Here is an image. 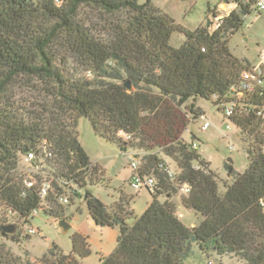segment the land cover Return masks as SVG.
<instances>
[{
	"label": "trees",
	"instance_id": "1",
	"mask_svg": "<svg viewBox=\"0 0 264 264\" xmlns=\"http://www.w3.org/2000/svg\"><path fill=\"white\" fill-rule=\"evenodd\" d=\"M227 2L236 8L219 27L209 17L189 29L153 0H0V264H83L92 251L79 232L68 254L55 243L37 260L6 248V241L30 238L21 228L41 203L54 220L65 218L75 198L96 224L119 229L115 250L99 264H188L194 245L207 256L264 264V83L246 88L243 73L253 63L229 45L256 5ZM176 31L185 34L180 47L170 43ZM198 98L246 143L243 172L225 161L231 183L211 168L189 129L205 115ZM82 118L96 135L134 153L133 174L154 179L141 189L151 196L141 215L122 188L111 204L93 193L107 174L79 139ZM30 151L41 168L32 170L37 181L28 187L21 169ZM44 180L53 189L42 197ZM180 206L199 222L186 224ZM9 209L21 227L15 235L2 229Z\"/></svg>",
	"mask_w": 264,
	"mask_h": 264
},
{
	"label": "rangeland",
	"instance_id": "2",
	"mask_svg": "<svg viewBox=\"0 0 264 264\" xmlns=\"http://www.w3.org/2000/svg\"><path fill=\"white\" fill-rule=\"evenodd\" d=\"M142 2L145 0H141ZM154 3L165 13L169 14L175 21L186 28L195 29L211 19L215 22L216 13L213 16L210 12L217 8L221 10V2L227 0H153ZM216 12L219 13V11ZM222 12V11H221ZM225 13V12H224ZM185 41V34L176 31L172 34L170 43L174 47H180ZM231 51L240 58H248L252 63L258 56L264 52V11L258 10L256 7L245 16L243 26L230 38ZM197 105L202 107L205 115L201 117L197 123L190 125L189 129L193 130L199 138L200 153L211 163V168L219 174L224 181L228 179L231 183L233 180L229 177L225 168V161L232 159L233 166L236 171L243 172L247 165L246 143L239 136V130L230 121L226 120L221 112L213 109L210 101L198 98ZM205 121L210 122V127L203 129L202 125ZM228 125L230 128H228ZM79 139L83 147L89 152L91 159L99 161L108 170V176L103 183L92 185L93 193L103 199L107 204L120 198V189L123 188L129 194L133 195L131 199V207L136 214L141 215L148 206L151 196L147 190H143L142 194L137 193L136 189L128 182V176H131V154L123 153L117 145L110 144L93 131L91 124L87 118H82L78 127ZM184 137H189V130L184 131ZM115 155H119L118 157ZM38 163H24L22 168L37 171ZM30 167V168H29ZM80 198H75V204L70 208L76 215L80 214L78 208L84 213L88 212L85 203L79 202ZM179 201V198H178ZM183 212V220L186 224L191 222L198 223L199 218L190 211L179 207ZM38 228L37 234H30L29 239H23L21 242L6 241V248L13 251L16 255L29 256L37 260L55 243L64 253H70L72 249V235L74 230L68 233H62L58 225L45 213L36 216L31 220ZM26 223L23 228L22 237L27 232ZM29 234V233H28ZM91 244V243H90ZM91 255L82 261L83 264H97L98 257L96 247L91 245ZM242 264L239 259L232 255H219L212 253L207 256L200 251L197 245H194V254L188 260V264Z\"/></svg>",
	"mask_w": 264,
	"mask_h": 264
},
{
	"label": "built area",
	"instance_id": "3",
	"mask_svg": "<svg viewBox=\"0 0 264 264\" xmlns=\"http://www.w3.org/2000/svg\"><path fill=\"white\" fill-rule=\"evenodd\" d=\"M66 1H68V0H55V2L58 5H62ZM254 1H255L256 8L260 11H264V0H254ZM215 20H216L214 22L215 27H219L221 22H222V17L217 16L215 18ZM243 79L245 80V86L248 89H253L255 83H258V84L264 83V52H262L258 56V58L255 60V62L252 64L251 69L248 71H245L243 73ZM232 113H233V108L230 106L226 109V115L230 116ZM262 115L264 117V112L262 113ZM209 127H210L209 121H205L202 125L203 129H206ZM228 128H230L229 125H228ZM36 158H37L36 152L30 151L25 156L24 163H28V164L29 163L32 164L33 162L35 163ZM130 165H131L133 170L137 169V167H138V162L135 160L134 153H132V155H131V164ZM32 168L33 169H40L41 166L38 164L37 168H35V167H32ZM21 171H23L25 173L24 181L26 183V186H28V187L33 186L36 183L37 178L33 175L32 170H28V168L27 169L22 168ZM170 175L171 176L173 175L172 171H170ZM61 183L64 186L68 183V181L62 180ZM130 184L132 187H134L136 189V191H140L142 188H144V186L146 184L149 186H152L154 184V179L152 177L142 178L139 174L136 173V174L132 175V179H131ZM52 189H53L52 181L51 180H44L40 186L41 196L45 197ZM69 193H70V191L68 190L67 187H65V192L61 196L62 203L66 204L69 202ZM45 207H46V204L41 203L37 208L33 209L32 212L30 213V215L28 217V219H30V222L27 224V232L29 234L39 233L38 228L33 224V222L31 220L33 218H35L36 216H39ZM178 215L181 218L184 216L183 212H181V211L178 212ZM5 217L7 218V222H5V223H10V222L16 223V220H17L16 214L11 209L8 210Z\"/></svg>",
	"mask_w": 264,
	"mask_h": 264
},
{
	"label": "crops",
	"instance_id": "4",
	"mask_svg": "<svg viewBox=\"0 0 264 264\" xmlns=\"http://www.w3.org/2000/svg\"><path fill=\"white\" fill-rule=\"evenodd\" d=\"M235 8H236V4L234 2H227V1L226 2H221V10H218L217 8H214L210 12L209 15L213 16L214 13H216V15L218 17H223V16L228 15ZM216 9H217V11H219V13L216 12ZM128 152H130V151H128ZM128 152H123V153L128 154ZM131 155H132V153L129 154V156H131ZM115 156L118 157L119 155H115ZM135 158H136V156H135ZM92 161L94 163H98L99 165L104 167V165H102L99 161H95L93 159H92ZM104 169H105L106 174L108 176L107 168L104 167ZM132 175H133V169L131 171V176L130 177L128 176L129 184L131 182ZM124 191L126 193H128L126 190H124ZM142 192H143L142 190L141 191H137V193H139V194H142ZM79 202H81V204L85 203V201L82 200V199L79 200ZM78 211H80V214L76 215L73 212L72 209L66 210L65 218L68 219L69 222L72 225L70 230L73 229L74 233L79 232V233H82V234L86 235L88 237L91 245L93 247H96V249L98 250L97 251V255H96L98 257V263L97 264H99L100 257L102 255L106 256V255L112 253L115 250V248L117 246L118 236H119V229L117 227L101 226V225L96 224L95 221L92 219V217H91V215L89 213V210H88L87 213H84L83 210L78 208ZM180 211H182V210H180ZM190 213L193 214L192 212H190ZM53 221L56 223L55 219ZM193 223H195V222H191L189 225H191Z\"/></svg>",
	"mask_w": 264,
	"mask_h": 264
},
{
	"label": "water",
	"instance_id": "5",
	"mask_svg": "<svg viewBox=\"0 0 264 264\" xmlns=\"http://www.w3.org/2000/svg\"><path fill=\"white\" fill-rule=\"evenodd\" d=\"M126 85L130 87L129 82H127ZM228 161H232V159L229 158ZM55 220H56L58 227L61 229L62 233L66 234L69 232L72 225L68 219L60 218V219H55ZM2 229L4 232H6L9 235H15L19 232V225L14 222L5 223L2 225Z\"/></svg>",
	"mask_w": 264,
	"mask_h": 264
}]
</instances>
